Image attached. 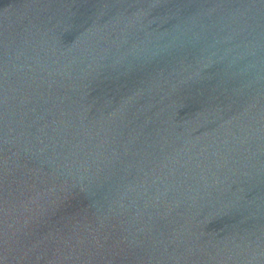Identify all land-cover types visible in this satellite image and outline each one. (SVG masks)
Wrapping results in <instances>:
<instances>
[{
	"label": "water",
	"instance_id": "95a60500",
	"mask_svg": "<svg viewBox=\"0 0 264 264\" xmlns=\"http://www.w3.org/2000/svg\"><path fill=\"white\" fill-rule=\"evenodd\" d=\"M0 264H264V0H0Z\"/></svg>",
	"mask_w": 264,
	"mask_h": 264
}]
</instances>
